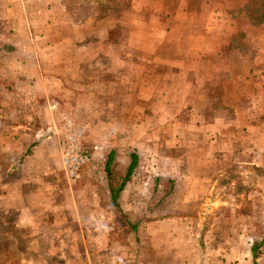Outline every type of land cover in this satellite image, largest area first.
I'll return each mask as SVG.
<instances>
[{
    "label": "rangeland",
    "instance_id": "1",
    "mask_svg": "<svg viewBox=\"0 0 264 264\" xmlns=\"http://www.w3.org/2000/svg\"><path fill=\"white\" fill-rule=\"evenodd\" d=\"M20 1L21 7L18 8V0H0V5L10 6L9 13L0 11V20L2 16L11 17L13 13L11 18L16 24L21 19L18 11L27 13L28 19L35 23L30 30L31 36L48 44L49 40H54L53 43L58 45L56 53L67 51L64 42L72 43L76 48L77 44L89 41L88 52L91 53L101 52L105 47L106 51L119 52L125 58H131L132 50L139 54L142 47L171 58L169 63L160 62L162 64L154 67L155 72L164 74L152 77L155 92L150 99L152 106L148 113L143 108L138 109L137 118L130 111L121 113L125 116L122 118V135L127 132L132 135L125 136L130 142H121L119 156L122 158L116 165L122 170L116 167L118 169L111 173L112 178L122 176L123 159L129 150L137 151L139 164L126 182L118 207L110 202L106 190L92 192L98 203L92 206L89 221L84 222L83 228H87L85 234L88 236L66 238L67 245H74V252H68L71 264H253L251 248L255 245L256 260L264 264V151L261 150L264 148V136L258 140L257 126L244 125L241 120L246 114L252 117L251 112L258 109L242 108V104L238 109H227L223 105L225 99L241 102L239 97L246 94L240 90L247 91L249 86V100H258L257 87L253 86V78H237L232 82L221 73L229 68L226 61L228 49L238 47L248 56L255 54L258 49L255 33L259 28L254 27L263 22L264 13L252 8L253 2L249 0L242 7H237L236 3L234 9L233 0H187L186 4L192 9L200 10L186 18L193 21V29L189 30L171 23L185 20L181 16L161 14L160 19L155 18L160 9L162 13L176 9L179 0H57L51 5L50 0ZM213 6H217L221 13L215 15ZM160 20L169 22L170 26L155 28ZM113 22H117L116 27H110ZM247 24L250 29L245 30ZM140 25L143 28H139ZM19 31L17 38L20 39L21 29ZM189 31L194 32V38L204 42L203 51L196 56L187 44L193 39ZM149 34L152 42L148 40L146 44ZM242 40L245 43L242 44ZM211 44H217L221 52H218V57L208 56L214 52L211 49L215 46ZM47 51L52 50L49 48ZM125 58L122 64H135ZM63 63L68 67L70 62ZM198 65L203 72L213 68L219 72L212 80L217 91L201 93L195 102L194 94L188 93V87L186 91L178 90L184 88L183 81L193 85L196 78L194 68ZM166 85L176 88L165 93ZM225 85L233 90L222 92ZM209 99L215 108L209 105ZM253 104L257 105L256 102ZM55 105L58 137L65 133L63 117H66L81 128V146L84 149L94 156L103 152L104 141L100 140L98 133L85 139L91 131L80 110L60 108L58 103ZM209 111L218 118L226 117V126L218 130L205 126L210 119ZM130 117L137 125L131 123ZM182 118L187 122L194 118L203 122L198 133L192 129L184 133L190 141H183V124L179 121ZM145 119L147 122L142 123ZM113 129L111 127L110 132ZM213 134H219L223 141H211L216 138ZM95 151H98L96 155ZM224 151L228 156L223 166L206 157L212 152L220 154ZM194 155L203 156L202 163L198 158L194 160ZM185 156H189V174L181 172L186 164ZM198 175L211 178L202 183L199 180L195 182L194 176ZM106 176L105 172L100 178L97 173L91 175L105 182ZM79 177L70 180L65 175L75 196L81 195L85 184L84 177ZM6 220H12L11 215ZM131 224H136L135 230ZM13 239H9L10 242ZM9 240L0 238V264H17L21 258V254L16 252H2ZM60 260L64 262V258Z\"/></svg>",
    "mask_w": 264,
    "mask_h": 264
},
{
    "label": "crops",
    "instance_id": "2",
    "mask_svg": "<svg viewBox=\"0 0 264 264\" xmlns=\"http://www.w3.org/2000/svg\"><path fill=\"white\" fill-rule=\"evenodd\" d=\"M186 1L179 0L177 8L173 11L162 13L160 9L156 12L155 18L160 19L161 14L170 17L181 16L185 20L171 23H177L182 28L192 30L193 21L186 20V18H190L200 10L192 9ZM49 2L51 5L57 0ZM244 2L247 0H233V9L236 8V3L237 7H242ZM20 7L21 1L18 0V8ZM200 8L202 9L203 6ZM0 11L9 13L10 6L0 5ZM212 12L218 15L221 10L213 6ZM11 14L13 17V13ZM18 14L22 19L18 20L20 23L15 24L8 15L2 16L0 20V238L2 240L14 238L11 242L10 240L7 242V246H4L6 249L2 252L21 254L17 264H71L68 252H74V245H67L66 238L73 237V235L88 236L85 234L87 228H83L84 222L89 221V216H92L91 208L98 203V199L93 197L92 192L94 194L98 189L106 190L111 202L110 189L118 188L123 181L131 155L136 154L137 163L130 178L139 164L137 151L129 150L123 159V171L120 172L122 176L112 178L111 173L114 169H118L116 167L122 170L121 166L116 165L122 158L119 156L122 149L121 142H130L125 136L126 134L128 137L132 135L128 132L122 135V118L125 116L121 113L122 111L133 112L134 118L138 117L139 108H143L145 113H148V109L152 106L150 99L155 92L152 77L155 74H164H159V71L155 72L154 67L162 64L160 62L169 63L168 60L171 58L160 56L153 50L148 51V48L142 47L139 54H135V50H132L131 58H125L119 52L106 51L105 47L101 52L91 53L88 52L89 41L83 43L82 40L76 48H73L72 43L64 42L67 51L56 53L58 45L53 43L54 40H49L48 44L42 42L43 40H38L37 37L33 38L30 30L35 27V23L28 19L27 13L21 14L18 11ZM262 21L254 27L259 28L255 33L258 39V49L255 50V54L250 55L252 58L238 47L232 49L235 53L228 49L226 61L229 68H225L224 72L220 71L232 82L237 78H253V86L257 87L259 101L249 100L247 95L250 91L249 86L247 91L240 90L246 94L239 97L241 102H232V100L228 102L225 99L223 105L227 109H238L241 104L242 108H257L258 111L251 112L252 117L246 114L241 120L244 125L255 124L257 126L258 140L264 136V29L262 30L264 20ZM113 23L110 27L117 26V22ZM169 26V22L160 20L157 21L155 28ZM249 27L247 24L244 28L246 30L250 29ZM139 28L143 27L140 25ZM14 29L18 32L21 29L20 39L17 38L18 32ZM188 33L193 39L187 44L196 56L203 51L204 42L199 38H194L193 31ZM151 38V34L147 35L146 44L148 40L149 43L152 42ZM227 43L225 42L226 45ZM241 43H245L244 40ZM141 44H144L143 41ZM216 45L211 44L215 46L213 47L215 49L212 48L214 52L208 56H219L221 52ZM49 48L52 51H47ZM123 58L130 59L135 64H122ZM65 61L70 62L68 67L63 63ZM251 61L254 64L250 63ZM194 72L196 78L192 81L193 85L183 81L184 88H179L178 91H186L188 87V93L194 94L196 102L197 95L201 96V93H206L208 90L209 92L217 91V86H213L212 80L217 77L219 71L213 68L203 72L198 65L195 66ZM175 88H169L166 85L163 92L170 93ZM224 88L222 92L225 93L233 90L226 85ZM255 102L257 105L253 104ZM57 103L60 108L80 110L83 121L91 131L85 139L93 138L91 135L98 133L105 145L103 152L95 151V155L98 153L96 156L84 149L89 154L90 160L79 170L80 177L85 179L80 196L74 195L72 185L65 180L60 137H58L55 124L54 109ZM139 103L144 104L138 106ZM209 105H213L211 99H209ZM188 108L191 110L190 107ZM209 115L210 119L205 122V126L215 130L226 126V117L218 118L216 114L212 115L211 111ZM179 121L183 124V141H190L184 133L187 134L189 129L198 133L203 125L198 118L188 120L189 122L183 118ZM135 122L131 118V123ZM143 122L146 123L147 120H142ZM109 127L114 128V131L110 132ZM215 137L211 141H223L219 134ZM261 150L264 151V148ZM261 150H257L258 154ZM189 156L184 157L186 164L184 171H181L184 174L190 173L189 160H187ZM227 156V151H224L220 154L212 152L206 157L212 158V162L223 166ZM192 157L194 160L198 158L202 163L203 156L194 155ZM106 164L109 167V175L105 169ZM103 172L107 175V183L91 177L97 173L100 178ZM209 178L211 177L194 176L195 182L199 180L201 183ZM127 181L124 182L118 194L116 207L119 206V199ZM7 214L11 215L12 220H6ZM63 258L64 262H61L60 259ZM2 264L10 263L3 262Z\"/></svg>",
    "mask_w": 264,
    "mask_h": 264
},
{
    "label": "built area",
    "instance_id": "3",
    "mask_svg": "<svg viewBox=\"0 0 264 264\" xmlns=\"http://www.w3.org/2000/svg\"><path fill=\"white\" fill-rule=\"evenodd\" d=\"M65 120V133L60 138L61 154L66 177L74 180L79 177V170L90 160L89 154L81 146L82 130L71 120Z\"/></svg>",
    "mask_w": 264,
    "mask_h": 264
},
{
    "label": "trees",
    "instance_id": "4",
    "mask_svg": "<svg viewBox=\"0 0 264 264\" xmlns=\"http://www.w3.org/2000/svg\"><path fill=\"white\" fill-rule=\"evenodd\" d=\"M249 1L253 2V3H251L252 8H258V9H260V11H262L264 13V0L263 1L262 0H257V1L249 0ZM262 20H264V19H262ZM109 161H110V158L108 159V162ZM136 163H137V156H136V154H133V155H131V161H130V164H129L128 168H127L126 174L123 177V181L120 183L118 188H116V189L111 188L110 189L111 202H112V204L114 206H117L116 200L118 198V194H119L120 190L122 189V186L124 185V182L129 180L130 175L132 174V171H133V169L136 166ZM105 169L107 171V175H109L110 171H109V167H108L107 164H106V168ZM131 227H132V229L135 230L136 224H131ZM251 254H252L253 258H254L253 264H259L257 262V260H256V258H257V256H256L257 255L256 245L251 248Z\"/></svg>",
    "mask_w": 264,
    "mask_h": 264
}]
</instances>
